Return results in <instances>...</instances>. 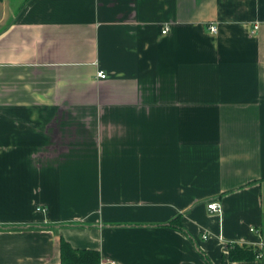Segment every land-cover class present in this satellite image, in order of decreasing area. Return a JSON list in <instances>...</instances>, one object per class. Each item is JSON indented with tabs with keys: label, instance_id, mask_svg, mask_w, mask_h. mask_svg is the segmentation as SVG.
I'll list each match as a JSON object with an SVG mask.
<instances>
[{
	"label": "crops",
	"instance_id": "0c3cea01",
	"mask_svg": "<svg viewBox=\"0 0 264 264\" xmlns=\"http://www.w3.org/2000/svg\"><path fill=\"white\" fill-rule=\"evenodd\" d=\"M10 1L0 264H264V0Z\"/></svg>",
	"mask_w": 264,
	"mask_h": 264
},
{
	"label": "trees",
	"instance_id": "16d2710c",
	"mask_svg": "<svg viewBox=\"0 0 264 264\" xmlns=\"http://www.w3.org/2000/svg\"><path fill=\"white\" fill-rule=\"evenodd\" d=\"M3 0H0L2 2ZM180 218H175L170 223L177 227H181L179 224ZM0 229H9L0 227ZM229 258L231 261L234 260H251L260 257L261 251L257 247L252 246H240L233 244L228 246ZM61 257L63 264H99L101 256L97 252L79 251L73 249L67 242L62 243Z\"/></svg>",
	"mask_w": 264,
	"mask_h": 264
},
{
	"label": "built area",
	"instance_id": "2783aa9c",
	"mask_svg": "<svg viewBox=\"0 0 264 264\" xmlns=\"http://www.w3.org/2000/svg\"><path fill=\"white\" fill-rule=\"evenodd\" d=\"M209 29H210V31H211L212 34L218 32L217 26L214 25V24L211 25L209 27ZM167 32H168L167 29H165L164 32H163V34H167ZM97 77H99L101 79H106L107 78L106 75L103 72H99L97 74ZM207 208L213 214H218V213L220 214L223 211L222 205L219 202H210V203H208ZM251 231L255 232V229H251ZM203 238L204 239H208V235L206 234L205 236H203Z\"/></svg>",
	"mask_w": 264,
	"mask_h": 264
},
{
	"label": "rangeland",
	"instance_id": "374dc122",
	"mask_svg": "<svg viewBox=\"0 0 264 264\" xmlns=\"http://www.w3.org/2000/svg\"><path fill=\"white\" fill-rule=\"evenodd\" d=\"M23 2V0H11V7L13 12H17L20 4Z\"/></svg>",
	"mask_w": 264,
	"mask_h": 264
}]
</instances>
